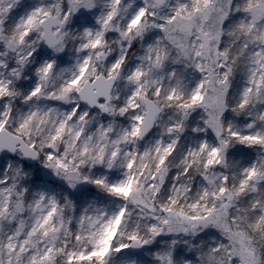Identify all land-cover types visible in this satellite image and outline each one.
Here are the masks:
<instances>
[{
	"label": "snow or ice",
	"instance_id": "obj_1",
	"mask_svg": "<svg viewBox=\"0 0 264 264\" xmlns=\"http://www.w3.org/2000/svg\"><path fill=\"white\" fill-rule=\"evenodd\" d=\"M0 264H264V0H0Z\"/></svg>",
	"mask_w": 264,
	"mask_h": 264
}]
</instances>
